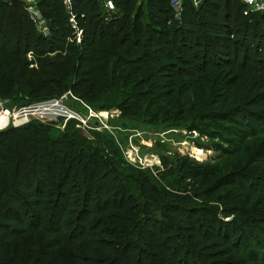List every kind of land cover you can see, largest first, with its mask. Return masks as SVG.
Here are the masks:
<instances>
[{
  "label": "trees",
  "instance_id": "trees-1",
  "mask_svg": "<svg viewBox=\"0 0 264 264\" xmlns=\"http://www.w3.org/2000/svg\"><path fill=\"white\" fill-rule=\"evenodd\" d=\"M105 1L35 0L44 34L23 0H0V95L22 103L23 96L40 100L68 90L89 103L100 93L109 98L120 91L111 87L124 81L125 93L118 94L124 100L109 103L129 114L143 99L189 92L190 117H212L219 130L232 128L230 134L239 126L241 139L264 135V12L244 15L239 0H177L176 10L170 0H108L111 7ZM227 80L233 90L211 103L208 92L223 89ZM209 104L212 111L204 113ZM49 127L34 120L0 130V264H11L2 244L17 230L37 236L27 263L250 264L251 249L227 257V245L234 240L235 249L243 247L251 237L243 229L264 224V216L234 205L223 208L234 216L224 222L216 218L222 210L205 206L207 188L195 194L200 206H165L161 188L147 175L126 185L117 163L105 166L99 144L72 131L51 136ZM245 164H235L229 175L264 182V163L262 172ZM159 204L168 222L150 212ZM12 212L19 223L13 233ZM193 212L213 217L219 231L200 219L215 232L197 233L189 246L180 239L195 235Z\"/></svg>",
  "mask_w": 264,
  "mask_h": 264
},
{
  "label": "rangeland",
  "instance_id": "rangeland-1",
  "mask_svg": "<svg viewBox=\"0 0 264 264\" xmlns=\"http://www.w3.org/2000/svg\"><path fill=\"white\" fill-rule=\"evenodd\" d=\"M177 6L176 3L171 4L173 10H176ZM119 51L117 50V52ZM228 69L224 68V73ZM232 77L231 74L228 79ZM36 79H38L37 76L33 78V80ZM126 87L127 84L124 81L111 87L113 90H120L115 91V94L109 93L112 103L118 101L119 98L124 100L121 95L125 93ZM234 87L235 83L232 80H227L223 89H215L212 93L209 91L208 99L212 103L213 99L224 97ZM98 97L97 99L92 98L87 103L83 98L69 93L68 90H62L48 97L59 99L69 109L75 111L80 119H88L84 123L62 117L55 120L40 115L41 112L37 111L34 113L33 111L30 113L18 112L48 98L30 100L23 96L24 102L19 103L12 102L13 99H10L8 95H0V114L5 112H8V115L14 114V118L10 117V126L15 123L19 126L29 121L39 120L50 126L49 134L51 136L56 137L65 131H72L84 137L86 142L99 144L100 153L109 163H105V166L113 168L117 163L122 171L121 181L123 183L128 185L137 174L147 175L161 188L162 196L167 201L165 206H181L187 210L196 205L200 206L202 202L199 199L200 194L203 189L207 188L209 194L202 195L203 199L209 200L205 206H215L219 211L222 210V213L216 214V218L224 222L230 221L234 216L224 212L223 208L234 205H237L239 210L245 211L246 209L258 216H264V182L253 179H236L235 176L229 175L235 164L242 163V161L252 170L263 171L262 168H259L260 163H264L263 134L258 133L241 139L244 130H241L239 126L236 128L235 125H232L237 131L233 128V134H230L232 128L225 131L219 130L215 127L212 117L209 119L203 115L190 117L186 112L187 106L190 104L189 92L175 93L165 101L154 98L143 99L136 106L130 105L129 109H136L133 114L120 110L114 104L109 103V98H104L102 93ZM107 103L109 104L107 105ZM212 109V104L206 105L204 113L211 112ZM241 141L242 143H240ZM239 146L242 147V153L237 150ZM195 174L196 176H194ZM219 174L221 177H219V181L215 182ZM235 181H240L242 186L235 185ZM130 189L139 200L150 202L148 197L144 199L138 197L135 187H130ZM197 192L200 193L199 196L195 195ZM173 195L178 198L184 196V198L173 200ZM186 196L188 197L186 198ZM149 210L165 222L170 219L163 215L161 204L151 207ZM190 215L195 235L192 236L193 233L190 231L189 241L180 239L187 245L197 241V233L208 235L215 232L214 230L209 231L210 226L205 228V225L198 224L200 219L207 220L212 228H217L219 231V224L216 225L213 217H204L199 212L196 214L193 212ZM11 216L13 220H10L8 227L13 233V227L18 228L19 223L14 218L15 212H12ZM252 226L254 229L251 224L243 229L244 232L251 233L248 242H243V247L239 245L235 249L234 240L230 241V244L227 245L230 248H227V257L236 258V251L243 256L246 254L242 249H251L250 264H264V224L256 222ZM0 228L3 227L0 225ZM227 230L232 232L233 227L230 226ZM17 232L18 230L14 235H9V240L2 244L8 252L10 263L34 264V258L29 263H27V258L30 257L31 245L37 243V236L33 238L30 232L24 236L18 235Z\"/></svg>",
  "mask_w": 264,
  "mask_h": 264
},
{
  "label": "built area",
  "instance_id": "built-area-1",
  "mask_svg": "<svg viewBox=\"0 0 264 264\" xmlns=\"http://www.w3.org/2000/svg\"><path fill=\"white\" fill-rule=\"evenodd\" d=\"M25 2V10L27 14L29 15L31 21L34 23V26L37 30L42 31L44 34H46V26L44 20L41 18L40 13L35 8V0H23ZM69 0H62L64 4H67ZM194 4H197L199 0H191ZM243 5V14L246 15L248 13L252 12H264V0H239ZM171 4L176 3L178 4L177 0H170ZM107 5L110 6V2L108 0L105 1ZM71 25L74 28V25L72 24V20L70 19ZM77 35V33H76ZM33 113L35 111L41 112L40 115L48 116V118L57 119L58 117H62L65 119H71L75 121H79L81 123H84L88 119H80V116L77 115L75 111H72L69 109L65 104H63L59 99L57 98H48L45 101H42L38 103L37 105H32L30 107H26L25 109H21L18 112L19 113ZM4 115L6 117V123L3 126H0V130L6 128V126L10 123V117L14 118V114L11 113L8 115V112H5ZM10 126V125H9ZM13 126H18V124H13Z\"/></svg>",
  "mask_w": 264,
  "mask_h": 264
},
{
  "label": "bare ground",
  "instance_id": "bare-ground-1",
  "mask_svg": "<svg viewBox=\"0 0 264 264\" xmlns=\"http://www.w3.org/2000/svg\"><path fill=\"white\" fill-rule=\"evenodd\" d=\"M6 123V117L4 115H0V126H3Z\"/></svg>",
  "mask_w": 264,
  "mask_h": 264
}]
</instances>
